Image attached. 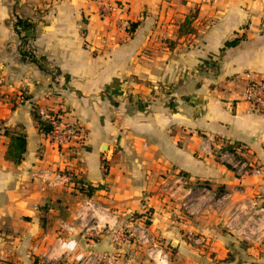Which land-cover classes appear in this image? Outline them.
Segmentation results:
<instances>
[{
  "label": "crops",
  "instance_id": "0c3cea01",
  "mask_svg": "<svg viewBox=\"0 0 264 264\" xmlns=\"http://www.w3.org/2000/svg\"><path fill=\"white\" fill-rule=\"evenodd\" d=\"M15 18L33 25L22 40ZM245 72L264 75V0H0V264H58L60 238L69 259L264 264V114ZM33 107L81 128L70 156ZM3 128L25 133L17 165ZM234 143L259 173L215 157Z\"/></svg>",
  "mask_w": 264,
  "mask_h": 264
},
{
  "label": "built area",
  "instance_id": "2783aa9c",
  "mask_svg": "<svg viewBox=\"0 0 264 264\" xmlns=\"http://www.w3.org/2000/svg\"><path fill=\"white\" fill-rule=\"evenodd\" d=\"M112 6L109 4H100L99 9L108 11ZM104 13V12H103ZM120 27L123 23L120 21ZM243 80L242 100L248 105V112L255 114H264V75H257L252 72H245L240 75ZM39 115L41 119L47 122L51 129L47 134L50 143L55 146L61 156H70L73 153V144L81 143L83 132L81 128L75 123H67L62 119V112L59 110H40ZM226 144H221L215 154V157L223 164L229 166L237 177H241L248 171L259 173L257 168L249 165L243 159V149L239 148L234 151L226 150ZM242 150V151H241ZM71 175H65V178L70 179ZM180 182V178H177ZM176 187L169 188V196L172 198L176 192ZM205 192V190H203ZM190 193V192H189ZM60 248L63 250L64 259L58 264H110L107 257L104 255L87 252L86 254H76L72 259L68 258V254L72 253L75 248L73 240H65L60 238L58 240Z\"/></svg>",
  "mask_w": 264,
  "mask_h": 264
},
{
  "label": "trees",
  "instance_id": "16d2710c",
  "mask_svg": "<svg viewBox=\"0 0 264 264\" xmlns=\"http://www.w3.org/2000/svg\"><path fill=\"white\" fill-rule=\"evenodd\" d=\"M14 30L17 33V35L20 37L22 40L25 35L30 33L31 29H33V25L25 19L22 18H15L14 24H13ZM25 33L24 36H21V34ZM194 31L191 28V16H188L185 21L180 25L179 28V34L180 35H188L192 34ZM237 40H233L231 42H227L225 46H233L235 45ZM20 53L22 55H27L26 52H24L22 49L20 50ZM32 117L33 119L37 122L38 129L40 130L41 133L43 134H48L51 126L43 121L38 113V111L35 110V108H32ZM3 133L9 135V142L5 151V160L9 161L12 164H19L23 158V153L25 151V133L22 129L19 130H13L12 132L9 133V130L6 128H3ZM241 149V146L239 144H228L225 149L234 151L236 149ZM242 151V150H241ZM79 189L83 192L86 193L88 196L90 193V188L87 186H79ZM148 223V222H146Z\"/></svg>",
  "mask_w": 264,
  "mask_h": 264
},
{
  "label": "rangeland",
  "instance_id": "374dc122",
  "mask_svg": "<svg viewBox=\"0 0 264 264\" xmlns=\"http://www.w3.org/2000/svg\"><path fill=\"white\" fill-rule=\"evenodd\" d=\"M63 114V113H62ZM76 124V123H75Z\"/></svg>",
  "mask_w": 264,
  "mask_h": 264
}]
</instances>
